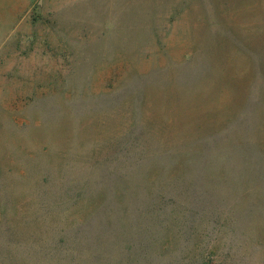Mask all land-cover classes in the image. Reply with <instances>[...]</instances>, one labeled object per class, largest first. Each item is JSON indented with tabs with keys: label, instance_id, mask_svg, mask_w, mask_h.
Segmentation results:
<instances>
[{
	"label": "rangeland",
	"instance_id": "1",
	"mask_svg": "<svg viewBox=\"0 0 264 264\" xmlns=\"http://www.w3.org/2000/svg\"><path fill=\"white\" fill-rule=\"evenodd\" d=\"M0 264H264V0H0Z\"/></svg>",
	"mask_w": 264,
	"mask_h": 264
}]
</instances>
